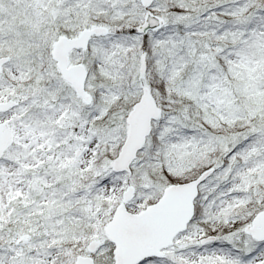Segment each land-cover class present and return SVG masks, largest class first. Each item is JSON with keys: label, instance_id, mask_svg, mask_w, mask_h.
<instances>
[{"label": "snow or ice", "instance_id": "snow-or-ice-1", "mask_svg": "<svg viewBox=\"0 0 264 264\" xmlns=\"http://www.w3.org/2000/svg\"><path fill=\"white\" fill-rule=\"evenodd\" d=\"M0 264H264V0H0Z\"/></svg>", "mask_w": 264, "mask_h": 264}]
</instances>
